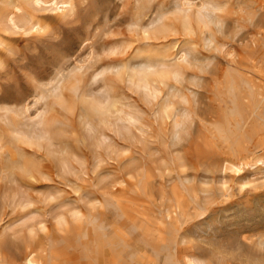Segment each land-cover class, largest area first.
<instances>
[{
    "label": "rangeland",
    "instance_id": "rangeland-1",
    "mask_svg": "<svg viewBox=\"0 0 264 264\" xmlns=\"http://www.w3.org/2000/svg\"><path fill=\"white\" fill-rule=\"evenodd\" d=\"M71 2L27 5L40 30L0 22V242L35 234L77 264H264V0ZM152 61L167 74L139 87L126 68ZM96 98L116 105L104 119L83 108ZM175 193L170 248L140 213Z\"/></svg>",
    "mask_w": 264,
    "mask_h": 264
},
{
    "label": "bare ground",
    "instance_id": "bare-ground-1",
    "mask_svg": "<svg viewBox=\"0 0 264 264\" xmlns=\"http://www.w3.org/2000/svg\"><path fill=\"white\" fill-rule=\"evenodd\" d=\"M0 4L4 7V9L0 10V22L5 21L7 23L6 25L13 28L20 29L21 27H25V25H29L28 27L30 28L40 30L43 28V25L38 23L37 21L31 20V16L27 14V5H32L39 8H47V5H49L50 7H62L63 10H66L68 8L66 6H71L72 2L71 0H0ZM208 11L209 10H205L204 12H202L200 10L198 18L202 19L203 17H207L209 15ZM155 63L157 62L152 61L146 66L127 67V75L139 87L152 89L153 82L157 78L163 79L167 74L166 70L157 68H154L153 70L149 69V67L151 65H154ZM257 71L260 72L261 70L252 69L250 72L246 71L248 75L241 77L240 80L245 79L246 81L253 82L254 84L256 82L255 77ZM235 79L237 78H229L228 82L230 86H234L237 83ZM262 79V83L264 84V76H262ZM262 83L260 82V84ZM82 105L87 114L99 115L102 119L106 118V115L116 107L114 102H104L103 100L98 98L90 100L84 99ZM163 111L168 117H173L175 126H181L183 124L180 115H178L175 108L170 107L169 104L164 106ZM129 119L136 120V118H134L132 115L129 117ZM253 156H251V158ZM253 160L254 161L252 162V165L257 164L258 162L264 163V147L255 154ZM245 161L246 160H244V164ZM228 163H230V161L227 158H224L223 164L225 165V168L227 167ZM186 209L187 202L185 196L183 194L175 193V203H173L168 208L164 215H162L161 217H157V220H152V214L147 211H143L140 213L141 218H143V220L145 221V223H142L141 226L143 232L148 235L150 239L160 242V244L165 247L172 248L173 245H176L177 243V231L180 227L173 220L176 219L178 215H185ZM166 219H169V222H167ZM21 244L18 242H0V264H77V262H75L72 257L60 256L53 250L48 251L45 244L39 238H37L35 234H32L29 239L22 238ZM4 247H8L9 249H16L17 254H7L4 250ZM173 255L175 256V254ZM186 259L190 264H205L203 261H200L188 255L186 256ZM262 260L260 262H262ZM251 263L256 264V261H252ZM103 264H107V262H104Z\"/></svg>",
    "mask_w": 264,
    "mask_h": 264
}]
</instances>
